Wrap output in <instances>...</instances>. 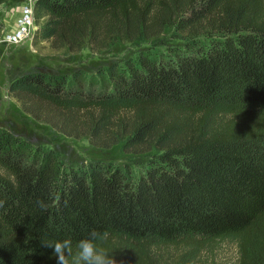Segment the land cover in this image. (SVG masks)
I'll use <instances>...</instances> for the list:
<instances>
[{
    "label": "trees",
    "instance_id": "obj_1",
    "mask_svg": "<svg viewBox=\"0 0 264 264\" xmlns=\"http://www.w3.org/2000/svg\"><path fill=\"white\" fill-rule=\"evenodd\" d=\"M34 17L33 46L65 57L149 44L92 72L17 69L8 85L38 122L148 164L66 165L0 124V264H56L41 240L93 229L117 264H220L202 248L228 238L236 264H264V0H36ZM171 31L183 42H161Z\"/></svg>",
    "mask_w": 264,
    "mask_h": 264
},
{
    "label": "rangeland",
    "instance_id": "obj_2",
    "mask_svg": "<svg viewBox=\"0 0 264 264\" xmlns=\"http://www.w3.org/2000/svg\"><path fill=\"white\" fill-rule=\"evenodd\" d=\"M35 1L12 0L8 3L1 4L0 22L2 23L3 16H5L6 10L11 5L19 2L23 6L28 3L31 4V2L35 3ZM4 30L5 26L0 38V124L14 126L20 134L34 143L55 149L59 152L66 165L87 164L90 161L101 159L128 164L134 173H138L141 169L140 162L143 165L148 164V160L145 157L134 156L124 152L121 145L114 146L110 149H101L91 145L86 140L74 139L53 130L51 127L38 122L25 113L20 108L16 98L10 96L8 93L10 75L17 69L24 70L42 64L56 69L88 68V71L92 72L93 69L108 67L112 63L122 62L127 58L134 57L140 50L149 47L147 42L138 41L135 43L119 44L101 53L83 49L72 56L65 57L56 54L46 43H42L41 45H44L36 49L32 44L34 36L32 39H27L17 45L9 44L3 40V35L7 32ZM161 42L178 44L182 43L183 40L178 38L175 32L171 31L162 35ZM163 48L161 47V49ZM208 243L210 242H206L203 245L204 248H202L203 255L206 259H208L211 253L212 260L215 259L217 263H237L238 247L236 241L228 238L226 240L214 241L212 245Z\"/></svg>",
    "mask_w": 264,
    "mask_h": 264
},
{
    "label": "clouds",
    "instance_id": "obj_3",
    "mask_svg": "<svg viewBox=\"0 0 264 264\" xmlns=\"http://www.w3.org/2000/svg\"><path fill=\"white\" fill-rule=\"evenodd\" d=\"M4 203L0 200V207ZM36 204L41 211L47 210V204L43 200H37ZM109 235L107 230L93 229L75 244L70 238L41 240L40 243L43 248L52 250L56 264H117L105 247Z\"/></svg>",
    "mask_w": 264,
    "mask_h": 264
},
{
    "label": "built area",
    "instance_id": "obj_4",
    "mask_svg": "<svg viewBox=\"0 0 264 264\" xmlns=\"http://www.w3.org/2000/svg\"><path fill=\"white\" fill-rule=\"evenodd\" d=\"M37 26L34 17V3L25 4L16 20V28L7 31L3 35V40L9 44H20L27 39H32Z\"/></svg>",
    "mask_w": 264,
    "mask_h": 264
},
{
    "label": "crops",
    "instance_id": "obj_5",
    "mask_svg": "<svg viewBox=\"0 0 264 264\" xmlns=\"http://www.w3.org/2000/svg\"><path fill=\"white\" fill-rule=\"evenodd\" d=\"M21 3L16 2L11 5L6 11L5 16H3L2 23L5 26L4 31H13L16 28V20L21 12Z\"/></svg>",
    "mask_w": 264,
    "mask_h": 264
}]
</instances>
